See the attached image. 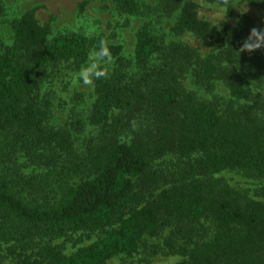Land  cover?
<instances>
[{
  "label": "trees",
  "instance_id": "obj_1",
  "mask_svg": "<svg viewBox=\"0 0 264 264\" xmlns=\"http://www.w3.org/2000/svg\"><path fill=\"white\" fill-rule=\"evenodd\" d=\"M113 1L134 17L179 12L174 30L212 50L203 56L166 41L147 22L128 57L121 45L83 33L50 39L34 11L22 15L0 55V242L20 250L14 264H107L169 229L161 252L183 257L178 264H264V201L216 177L237 171L264 180V22L240 14L237 25H213L195 0ZM212 1L236 16L229 0ZM241 1L264 10V0ZM89 3L81 0L80 13ZM93 55L110 67L94 78L89 123L99 136L79 156L70 130L49 125L42 91L52 74L82 70ZM188 79L210 93L224 83L231 99L200 98ZM168 158L177 160L174 174L156 167ZM79 232L100 237L70 255L51 244L35 259L26 254L36 239Z\"/></svg>",
  "mask_w": 264,
  "mask_h": 264
},
{
  "label": "rangeland",
  "instance_id": "obj_2",
  "mask_svg": "<svg viewBox=\"0 0 264 264\" xmlns=\"http://www.w3.org/2000/svg\"><path fill=\"white\" fill-rule=\"evenodd\" d=\"M181 6L187 0H179ZM199 5L200 18L218 25L220 21L227 20L233 25L238 23V15L246 14L256 18L260 23L264 22V10L256 8L241 0H229L236 12L235 17L227 15V6L212 0H195ZM81 0H0L2 15L0 16V55L8 47L14 44V24L28 11H34L41 25L49 24L51 27L50 39L71 33H83L97 42L102 40L106 44L116 43L123 47L124 54L131 57L136 45L138 30L147 22L154 31L166 41H180L192 47L198 48L203 56L212 50L210 46L203 45L194 35L180 33L174 30L179 12L172 17L129 16L118 10L113 0H90L85 13H80ZM145 4L157 7L159 0H140ZM160 16V13H156ZM159 19V21H157ZM110 64L101 60V57L93 55L90 63L82 70L73 71L69 68L52 74L43 88V104L48 108L49 125L54 128H67L73 136L76 153L82 156L86 146L96 141L100 128L93 127L89 123V116L95 99L94 77L89 75V84L83 82L82 72L87 70L101 71L109 69ZM187 89L194 91L200 98L212 100L214 96L224 103L231 99L230 91L224 83H217L215 93L202 90L194 85L191 79L185 81ZM258 93L264 96V85ZM165 174H174L177 170V160L168 158L156 166ZM38 173H44L38 171ZM223 179L237 192L246 194L255 200L264 201V180L258 177L248 176L237 171H225L216 176ZM209 223L207 227L209 228ZM171 231L166 229L156 238H147L138 253L133 256L124 254L115 256L107 264H178L183 257L173 254H163L161 249L165 239ZM100 237L98 233H75L65 238L55 240L36 239L32 244V250L28 254L36 258L38 249L46 244L58 246L67 255L78 249L88 246ZM11 244L0 242V264H14L18 260L20 250L10 251ZM23 254V253H22Z\"/></svg>",
  "mask_w": 264,
  "mask_h": 264
},
{
  "label": "clouds",
  "instance_id": "obj_3",
  "mask_svg": "<svg viewBox=\"0 0 264 264\" xmlns=\"http://www.w3.org/2000/svg\"><path fill=\"white\" fill-rule=\"evenodd\" d=\"M256 32H257L256 29L252 30V33H256ZM251 38H252V35L248 38L247 41L244 42V45H243L244 48L249 49L248 45H249V43L251 41ZM101 56H107L110 59V56H109V54H108V52L106 50L102 51ZM89 75L93 76L95 79H99L102 76H104V73L101 72V71H94V70H87L85 72H82L81 76H82L83 82L85 84L91 83V81L88 79Z\"/></svg>",
  "mask_w": 264,
  "mask_h": 264
}]
</instances>
